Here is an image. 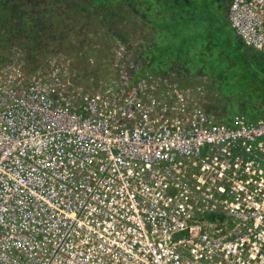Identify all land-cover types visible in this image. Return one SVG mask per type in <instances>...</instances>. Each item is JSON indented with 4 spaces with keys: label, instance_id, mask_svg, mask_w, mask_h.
<instances>
[{
    "label": "built area",
    "instance_id": "2783aa9c",
    "mask_svg": "<svg viewBox=\"0 0 264 264\" xmlns=\"http://www.w3.org/2000/svg\"><path fill=\"white\" fill-rule=\"evenodd\" d=\"M227 7L264 54V0ZM205 96L134 63L98 85L65 54L2 63L0 264H264V118Z\"/></svg>",
    "mask_w": 264,
    "mask_h": 264
},
{
    "label": "rangeland",
    "instance_id": "374dc122",
    "mask_svg": "<svg viewBox=\"0 0 264 264\" xmlns=\"http://www.w3.org/2000/svg\"><path fill=\"white\" fill-rule=\"evenodd\" d=\"M141 1L140 15V0H0V65L14 58L31 71L65 54L76 79L98 85L134 63L201 83L214 115L264 118V54L246 53L229 30L226 0Z\"/></svg>",
    "mask_w": 264,
    "mask_h": 264
},
{
    "label": "crops",
    "instance_id": "0c3cea01",
    "mask_svg": "<svg viewBox=\"0 0 264 264\" xmlns=\"http://www.w3.org/2000/svg\"><path fill=\"white\" fill-rule=\"evenodd\" d=\"M138 1V0H137ZM229 1L230 0H226V3H225V5H226V7L228 6V3H229ZM146 5H148V4H146ZM140 8H139V14L141 15V13H142V10H143V8H142V1L140 0ZM147 10H148V8H147ZM137 11H138V9H137ZM141 23V22H140ZM227 27L229 28V30L230 31H232L231 29H230V27H229V23H228V18H227ZM233 32V31H232ZM234 33V32H233ZM234 35L237 37V39H239L241 42H242V40L240 39V37L236 34V33H234ZM250 47V46H249ZM250 48H252V47H250ZM252 49H254V48H252ZM255 50V49H254ZM255 51H257V50H255ZM257 52H259V51H257ZM212 113V112H211ZM256 116V115H255Z\"/></svg>",
    "mask_w": 264,
    "mask_h": 264
},
{
    "label": "trees",
    "instance_id": "16d2710c",
    "mask_svg": "<svg viewBox=\"0 0 264 264\" xmlns=\"http://www.w3.org/2000/svg\"><path fill=\"white\" fill-rule=\"evenodd\" d=\"M238 42L241 44V41L239 39H237ZM242 45L244 46V49L246 51V53H249V51H255L254 49L250 48L248 45H246L245 43L242 42ZM257 52V51H256Z\"/></svg>",
    "mask_w": 264,
    "mask_h": 264
}]
</instances>
